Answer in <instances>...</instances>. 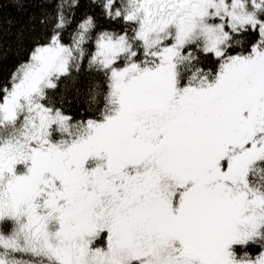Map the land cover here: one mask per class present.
Wrapping results in <instances>:
<instances>
[{
    "label": "snow or ice",
    "instance_id": "6c2138e0",
    "mask_svg": "<svg viewBox=\"0 0 264 264\" xmlns=\"http://www.w3.org/2000/svg\"><path fill=\"white\" fill-rule=\"evenodd\" d=\"M81 6L0 86V264H264V0Z\"/></svg>",
    "mask_w": 264,
    "mask_h": 264
},
{
    "label": "trees",
    "instance_id": "16d2710c",
    "mask_svg": "<svg viewBox=\"0 0 264 264\" xmlns=\"http://www.w3.org/2000/svg\"><path fill=\"white\" fill-rule=\"evenodd\" d=\"M53 2L54 0H0V86L7 84L18 66L27 61L36 38H43L46 34L39 20L45 11L51 10ZM89 2L90 0H81L82 6L77 11V17L85 11L89 14L98 13V9H89ZM67 39L68 35L65 33V40ZM93 77L94 74L89 73L85 64L80 73L74 71L71 76L62 77L58 81V88L48 90L49 94L57 101V106L62 107L74 119L94 118V111L89 109L75 91L76 87H81ZM62 98L63 104H60Z\"/></svg>",
    "mask_w": 264,
    "mask_h": 264
}]
</instances>
